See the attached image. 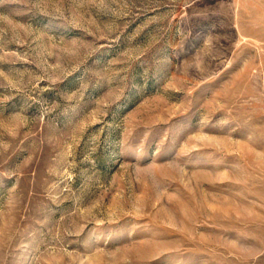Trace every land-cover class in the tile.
<instances>
[{
	"label": "rangeland",
	"instance_id": "obj_1",
	"mask_svg": "<svg viewBox=\"0 0 264 264\" xmlns=\"http://www.w3.org/2000/svg\"><path fill=\"white\" fill-rule=\"evenodd\" d=\"M0 264H264V0H0Z\"/></svg>",
	"mask_w": 264,
	"mask_h": 264
}]
</instances>
